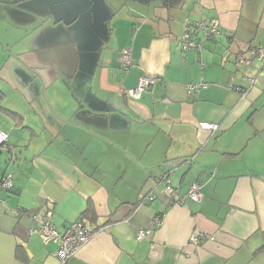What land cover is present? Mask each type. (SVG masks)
I'll use <instances>...</instances> for the list:
<instances>
[{
	"label": "crops",
	"instance_id": "obj_1",
	"mask_svg": "<svg viewBox=\"0 0 264 264\" xmlns=\"http://www.w3.org/2000/svg\"><path fill=\"white\" fill-rule=\"evenodd\" d=\"M185 24L198 48L182 49ZM254 46L264 0H0V264H59L57 244L28 233L46 209L58 230L92 231L63 264H264V77L258 59L236 63ZM145 73L160 80L127 94ZM168 170L201 198L137 204Z\"/></svg>",
	"mask_w": 264,
	"mask_h": 264
},
{
	"label": "built area",
	"instance_id": "obj_2",
	"mask_svg": "<svg viewBox=\"0 0 264 264\" xmlns=\"http://www.w3.org/2000/svg\"><path fill=\"white\" fill-rule=\"evenodd\" d=\"M195 28L201 30L204 35L210 36L219 30L218 22H209L205 20H199L193 24ZM191 25L185 24L184 32L181 35L182 49L188 48H198L199 42L194 41L190 35ZM249 57H239L236 63L248 64L253 58L260 61V69L258 74L264 77V47L254 46L249 50ZM119 62L121 67L127 68L132 65V60L130 58L129 50L124 49L120 52ZM250 83L253 82V77H247ZM160 80V77L153 74H142L137 84L126 90V93L131 96H139L140 93L150 88L156 81ZM204 83L190 84L187 87L189 93ZM244 91L243 88H238ZM199 126L206 129H216L218 124L210 122H199ZM7 135L5 132L0 131V148L7 146ZM152 186V187H151ZM12 187V175L11 173H4L0 175V190H8ZM159 188V189H157ZM157 189V190H156ZM164 193L167 196H171L174 193L177 194V198L182 200L185 196L193 200H199L201 198L200 184L198 181H193L190 184L188 191L185 194H179L178 190L172 185L169 176V170L161 173L156 177L155 182L150 185L149 190L142 194L139 198V202H148L155 198L157 191ZM15 214L21 213V209H14ZM52 215L51 209L44 210L40 215L35 212L29 213L30 218L33 221V225L28 228V233H33L37 231L39 236L44 241H52L57 244V249L55 250L56 256L59 260V264H63L69 257H71L76 249L84 244L92 235V231L89 230L84 222L80 219L73 220L64 226L62 230H58L51 222L50 218ZM162 214L156 213L152 216L151 222L147 227L140 228L136 231L135 237L137 240H142L151 231L161 223ZM203 238H212V235L206 234L205 232L193 233L190 235V240L192 242H198Z\"/></svg>",
	"mask_w": 264,
	"mask_h": 264
},
{
	"label": "trees",
	"instance_id": "obj_3",
	"mask_svg": "<svg viewBox=\"0 0 264 264\" xmlns=\"http://www.w3.org/2000/svg\"><path fill=\"white\" fill-rule=\"evenodd\" d=\"M11 189V188H10ZM9 190V189H8ZM137 204H139V199H138V201H137ZM22 211V210H21ZM21 214V213H20Z\"/></svg>",
	"mask_w": 264,
	"mask_h": 264
},
{
	"label": "water",
	"instance_id": "obj_4",
	"mask_svg": "<svg viewBox=\"0 0 264 264\" xmlns=\"http://www.w3.org/2000/svg\"><path fill=\"white\" fill-rule=\"evenodd\" d=\"M155 182V181H154ZM152 187V186H151Z\"/></svg>",
	"mask_w": 264,
	"mask_h": 264
}]
</instances>
